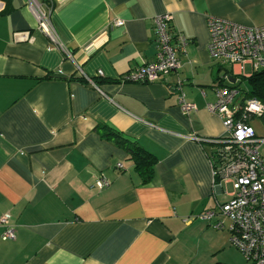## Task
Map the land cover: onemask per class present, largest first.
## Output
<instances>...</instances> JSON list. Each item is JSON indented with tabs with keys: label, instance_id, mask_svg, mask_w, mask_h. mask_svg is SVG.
<instances>
[{
	"label": "crops",
	"instance_id": "1",
	"mask_svg": "<svg viewBox=\"0 0 264 264\" xmlns=\"http://www.w3.org/2000/svg\"><path fill=\"white\" fill-rule=\"evenodd\" d=\"M39 1L70 57L24 0H0V215L15 232L3 239L0 227V264H203L204 249H231L228 220L215 229L197 217L227 197L204 139L223 132L207 104L231 66L209 55L207 22L264 25V0ZM165 13L187 39L179 68L150 84L121 81L154 60L153 17ZM177 79L195 105L188 114ZM117 138L155 157L149 182ZM101 174L110 184L98 189Z\"/></svg>",
	"mask_w": 264,
	"mask_h": 264
},
{
	"label": "built area",
	"instance_id": "2",
	"mask_svg": "<svg viewBox=\"0 0 264 264\" xmlns=\"http://www.w3.org/2000/svg\"><path fill=\"white\" fill-rule=\"evenodd\" d=\"M41 4L39 0H24V5L36 19L38 30L48 42L70 57L52 29L50 8ZM170 20L171 16L167 13L153 17L155 58L121 75V81L150 84L177 71L178 53L184 52L187 39L171 29L168 25ZM207 23L209 41L206 48L209 55L221 65H230L231 70L225 71L219 78L214 88L215 101L207 104V109L219 117L223 132L218 137L204 140L210 143L207 159L214 183L225 189L231 185L232 190L225 192L227 197L224 200L217 201L214 207L197 217L215 229L224 227L223 218L228 220L230 244L248 263L264 264V154L260 152L264 145V102L246 96L247 91L234 84L236 77L248 78L264 69V25L242 26L214 17ZM111 25L123 26V21L115 19ZM28 40L31 41V38ZM231 77L235 78L233 83L230 82ZM181 85L182 81L177 79L174 86L179 90V110L188 114L195 109V105L185 101ZM254 121L261 125L259 135L252 126ZM109 184L110 180L102 174L94 181L98 189ZM9 215L8 212L0 215L1 236L7 240L15 238Z\"/></svg>",
	"mask_w": 264,
	"mask_h": 264
},
{
	"label": "trees",
	"instance_id": "3",
	"mask_svg": "<svg viewBox=\"0 0 264 264\" xmlns=\"http://www.w3.org/2000/svg\"><path fill=\"white\" fill-rule=\"evenodd\" d=\"M251 84V89L247 91L248 97H256L261 102H264V71L254 72L251 76L247 78ZM104 126L101 124L96 125V130L100 131ZM122 139V138H121ZM117 142L123 147L129 158L134 164V167L138 174H140L142 181L149 182L153 178L155 157L145 150L141 149L139 145L129 140L116 139Z\"/></svg>",
	"mask_w": 264,
	"mask_h": 264
},
{
	"label": "rangeland",
	"instance_id": "4",
	"mask_svg": "<svg viewBox=\"0 0 264 264\" xmlns=\"http://www.w3.org/2000/svg\"><path fill=\"white\" fill-rule=\"evenodd\" d=\"M236 83L234 84H237L239 85L244 91H248L251 89V84L249 83V81L247 80V78H243V77H236ZM252 126L254 127V129L256 130L255 132L259 135L261 133V125L259 122L257 121H254L252 122ZM260 152L262 154H264V145L261 146L260 148ZM227 191L228 192H231L232 188H231V185H228L226 187ZM231 249H228L227 247L224 249V250H220L219 252L217 253H213V255H209L208 254V250H203L202 254L203 255V259L202 261L204 262L203 264H222L220 263L222 261V258H229L232 260V263L233 264H249L248 262H245L238 254V250L234 247V246H230ZM238 251V252H237ZM240 253V252H239ZM213 256V257H211ZM218 262V263H217Z\"/></svg>",
	"mask_w": 264,
	"mask_h": 264
},
{
	"label": "water",
	"instance_id": "5",
	"mask_svg": "<svg viewBox=\"0 0 264 264\" xmlns=\"http://www.w3.org/2000/svg\"><path fill=\"white\" fill-rule=\"evenodd\" d=\"M234 81H235V78H234V77H231V78H230V82L233 83Z\"/></svg>",
	"mask_w": 264,
	"mask_h": 264
}]
</instances>
